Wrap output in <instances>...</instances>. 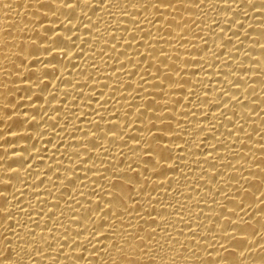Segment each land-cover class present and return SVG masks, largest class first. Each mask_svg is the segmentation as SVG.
<instances>
[{
  "label": "bare ground",
  "instance_id": "bare-ground-1",
  "mask_svg": "<svg viewBox=\"0 0 264 264\" xmlns=\"http://www.w3.org/2000/svg\"><path fill=\"white\" fill-rule=\"evenodd\" d=\"M0 264H264V0H0Z\"/></svg>",
  "mask_w": 264,
  "mask_h": 264
}]
</instances>
